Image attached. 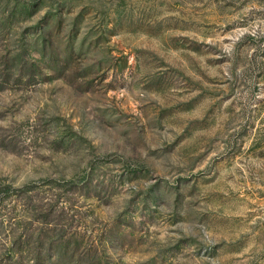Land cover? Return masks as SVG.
Segmentation results:
<instances>
[{
    "label": "rangeland",
    "instance_id": "1",
    "mask_svg": "<svg viewBox=\"0 0 264 264\" xmlns=\"http://www.w3.org/2000/svg\"><path fill=\"white\" fill-rule=\"evenodd\" d=\"M37 259L264 264V0H0V264Z\"/></svg>",
    "mask_w": 264,
    "mask_h": 264
},
{
    "label": "trees",
    "instance_id": "2",
    "mask_svg": "<svg viewBox=\"0 0 264 264\" xmlns=\"http://www.w3.org/2000/svg\"><path fill=\"white\" fill-rule=\"evenodd\" d=\"M25 250V249H24ZM11 254V253H10ZM10 260V259H9ZM32 264H41V261L40 260H36V261H33V263Z\"/></svg>",
    "mask_w": 264,
    "mask_h": 264
}]
</instances>
